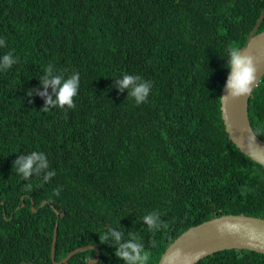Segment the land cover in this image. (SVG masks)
<instances>
[{
  "label": "trees",
  "instance_id": "1",
  "mask_svg": "<svg viewBox=\"0 0 264 264\" xmlns=\"http://www.w3.org/2000/svg\"><path fill=\"white\" fill-rule=\"evenodd\" d=\"M263 10L264 0H0V264H58L54 237L57 262L90 239L98 264H127L115 252L129 241L158 264L211 216L264 217V166L228 138L221 112L227 48L246 44ZM49 71L79 73L75 108L43 110L56 100L42 83ZM125 74L151 82L146 102L120 89ZM249 115L264 140V77ZM33 151L49 168L24 179L13 162ZM108 229L119 242L109 231L105 243ZM197 264H264V253L223 250Z\"/></svg>",
  "mask_w": 264,
  "mask_h": 264
},
{
  "label": "water",
  "instance_id": "2",
  "mask_svg": "<svg viewBox=\"0 0 264 264\" xmlns=\"http://www.w3.org/2000/svg\"><path fill=\"white\" fill-rule=\"evenodd\" d=\"M263 20L264 10L248 35L246 44L240 48L242 54H249L255 59L257 73L252 92L240 98L222 97L229 91L227 81L232 73L230 68L221 89V112L228 138L241 152L264 166V140L255 132L249 115L250 98L264 77V30L258 31ZM252 136L255 138L252 139ZM55 248L56 237L52 243V260L62 263L77 251L93 246L76 248L59 262L55 259ZM230 249H248L264 253V217L235 213L211 216L189 227L171 242L162 253L158 264H197L207 256ZM177 252L179 256L173 258ZM98 259L99 252L90 264L96 263Z\"/></svg>",
  "mask_w": 264,
  "mask_h": 264
},
{
  "label": "clouds",
  "instance_id": "3",
  "mask_svg": "<svg viewBox=\"0 0 264 264\" xmlns=\"http://www.w3.org/2000/svg\"><path fill=\"white\" fill-rule=\"evenodd\" d=\"M3 43L4 39H0V44ZM227 52L229 59L228 66L232 69V73L227 81L229 91L226 95H223L222 97L229 96L231 98H240L252 92L253 82L256 80L257 73L255 59L249 54H242V49L231 44L228 46ZM3 62V66L5 68H11L12 65L15 63V60L13 59V54L11 52L5 54L3 56ZM48 67L50 68V65H48ZM137 81H143L139 75L125 74L123 79L117 81V85L120 87L121 90L132 86L130 91V97H134L136 104H140L142 102H146L151 91L152 84L149 81H143L140 83H137ZM79 82L80 75L78 72L72 74L68 78H65L63 75L52 77L49 71V74L42 78V83L44 84L45 88H47L49 85L52 86L54 92H56V100L54 101L51 96H48L47 102L43 110L48 111V105L51 104H56L60 108H63L64 105H68L71 108H75L76 105L74 104L73 98L78 94ZM31 94L32 90L29 89L28 95L31 96ZM41 95H46V92L41 93ZM251 138L254 139L255 137L252 136ZM13 167H15L17 173L22 175L24 179H30L34 172L37 173V176H39V173L42 170L48 169L49 162L43 152L33 151L28 155H20L13 162ZM55 175L56 173L54 170L48 171L44 175L43 181H50L51 178ZM29 187H31V185H29ZM59 193V188L54 190L55 195H59ZM156 219V213L144 217L145 222L149 225L150 228L156 224ZM156 226L159 227V225ZM109 231H111V235L115 237V240L119 242L121 239V233L115 230L108 229L104 237L105 243L108 241ZM85 241H88L90 243L77 248H85L88 246H93V248L81 249L76 253L84 250L94 249L96 251L95 257L88 258L87 260L88 264H90L91 260L96 259L99 252V247L97 244L93 243V240L86 239ZM115 255L119 258H123L124 260H126L127 264H144V262L149 261L151 253L145 251L142 245L129 241L128 243L121 244L120 248L117 249V251L115 252ZM178 256L179 252H177L173 258ZM67 262L68 260L65 263ZM97 262L93 264H98Z\"/></svg>",
  "mask_w": 264,
  "mask_h": 264
},
{
  "label": "bare ground",
  "instance_id": "4",
  "mask_svg": "<svg viewBox=\"0 0 264 264\" xmlns=\"http://www.w3.org/2000/svg\"><path fill=\"white\" fill-rule=\"evenodd\" d=\"M54 213H56V212H54ZM56 215V214H55Z\"/></svg>",
  "mask_w": 264,
  "mask_h": 264
}]
</instances>
